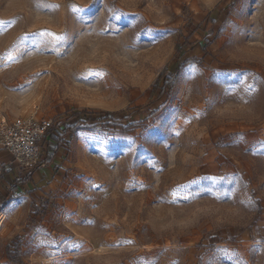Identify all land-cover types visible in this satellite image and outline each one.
<instances>
[{
  "label": "rangeland",
  "instance_id": "374dc122",
  "mask_svg": "<svg viewBox=\"0 0 264 264\" xmlns=\"http://www.w3.org/2000/svg\"><path fill=\"white\" fill-rule=\"evenodd\" d=\"M84 110L0 264H264V0H0V123Z\"/></svg>",
  "mask_w": 264,
  "mask_h": 264
},
{
  "label": "built area",
  "instance_id": "2783aa9c",
  "mask_svg": "<svg viewBox=\"0 0 264 264\" xmlns=\"http://www.w3.org/2000/svg\"><path fill=\"white\" fill-rule=\"evenodd\" d=\"M53 126L51 120H36L32 117L0 123V152H7L11 164L19 170L40 168L41 144ZM3 171V164L0 163V178Z\"/></svg>",
  "mask_w": 264,
  "mask_h": 264
},
{
  "label": "crops",
  "instance_id": "0c3cea01",
  "mask_svg": "<svg viewBox=\"0 0 264 264\" xmlns=\"http://www.w3.org/2000/svg\"><path fill=\"white\" fill-rule=\"evenodd\" d=\"M52 144L53 142L51 140V137L47 134L46 139L41 144L42 166L34 170H19L15 168L11 164L10 155L5 151L0 152V163L3 164L5 170H8V173L5 174L4 179L3 180L0 179V182L5 185L4 186L5 197L0 200L7 201L8 199H10L9 190L16 181H19L20 183L17 185V188L14 192V195L16 196L20 193V191H23V189H27L28 194L32 195V194L40 193V191H45V189H48L52 186V182L54 181L56 176L54 174V171L58 166L61 165L60 163L61 160L58 158V154L60 153L63 147L62 144L58 148L57 152L52 156L51 160L48 161V156L51 152L50 146ZM13 176H15V179L13 178ZM6 183H8V185H6Z\"/></svg>",
  "mask_w": 264,
  "mask_h": 264
},
{
  "label": "trees",
  "instance_id": "16d2710c",
  "mask_svg": "<svg viewBox=\"0 0 264 264\" xmlns=\"http://www.w3.org/2000/svg\"><path fill=\"white\" fill-rule=\"evenodd\" d=\"M185 65L183 62L179 69ZM162 75H160L159 79ZM174 77L171 78L169 76H165L164 78V86H168L169 88L173 86ZM114 113L112 112H94L84 110L82 112H73L67 121L60 122L52 127L48 131V135L51 137L53 144L50 146V154L48 156V161L51 160L52 156L57 152L58 148L63 144L65 138L68 135L75 133L78 130L83 129L82 127H91L89 125H97L101 123H109L111 125H119L118 122L114 119ZM132 125H128L124 127V130H131ZM8 173V170L3 171L1 176V180L4 179L5 174ZM20 184L19 181H16L13 186L10 188V198H15L14 192L17 188V185ZM12 194V195H11ZM6 204V200H0V210ZM5 253L8 259L15 262L16 264L20 263V253L18 251L17 245L11 244L6 246Z\"/></svg>",
  "mask_w": 264,
  "mask_h": 264
}]
</instances>
